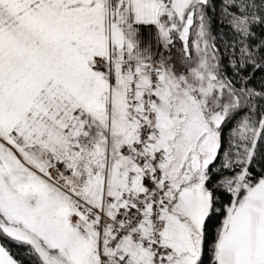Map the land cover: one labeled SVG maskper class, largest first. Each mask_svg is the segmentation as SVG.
<instances>
[{
  "label": "snow or ice",
  "instance_id": "1",
  "mask_svg": "<svg viewBox=\"0 0 264 264\" xmlns=\"http://www.w3.org/2000/svg\"><path fill=\"white\" fill-rule=\"evenodd\" d=\"M31 258L264 264V0H0V264Z\"/></svg>",
  "mask_w": 264,
  "mask_h": 264
},
{
  "label": "crops",
  "instance_id": "2",
  "mask_svg": "<svg viewBox=\"0 0 264 264\" xmlns=\"http://www.w3.org/2000/svg\"><path fill=\"white\" fill-rule=\"evenodd\" d=\"M137 47L133 50L148 63H155L161 55V36L159 29L154 25H139L131 36ZM135 62V61H134Z\"/></svg>",
  "mask_w": 264,
  "mask_h": 264
},
{
  "label": "rangeland",
  "instance_id": "3",
  "mask_svg": "<svg viewBox=\"0 0 264 264\" xmlns=\"http://www.w3.org/2000/svg\"><path fill=\"white\" fill-rule=\"evenodd\" d=\"M161 55L159 60H157L154 65L159 67L163 65L165 69L172 68L176 75L184 74L188 72V67L183 63L184 56L180 49V46L177 45H169L167 48L165 47V42L161 37ZM199 64V57H193L191 60V65L193 67Z\"/></svg>",
  "mask_w": 264,
  "mask_h": 264
},
{
  "label": "trees",
  "instance_id": "4",
  "mask_svg": "<svg viewBox=\"0 0 264 264\" xmlns=\"http://www.w3.org/2000/svg\"><path fill=\"white\" fill-rule=\"evenodd\" d=\"M219 2V0H217ZM224 28L225 35L227 34V29L221 25L217 20H213L212 27H211V35L215 38L216 43H221V29ZM34 258L26 259L25 264H33ZM38 264V262H36Z\"/></svg>",
  "mask_w": 264,
  "mask_h": 264
},
{
  "label": "built area",
  "instance_id": "5",
  "mask_svg": "<svg viewBox=\"0 0 264 264\" xmlns=\"http://www.w3.org/2000/svg\"><path fill=\"white\" fill-rule=\"evenodd\" d=\"M131 63H133V64H134L135 62H134V61H131ZM151 64H153V65H154V63H151ZM154 66H155V65H154Z\"/></svg>",
  "mask_w": 264,
  "mask_h": 264
}]
</instances>
